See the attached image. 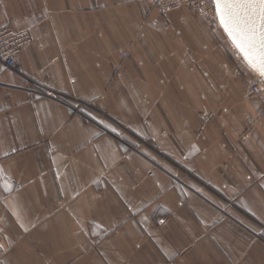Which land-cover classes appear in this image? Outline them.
I'll list each match as a JSON object with an SVG mask.
<instances>
[{
    "label": "crops",
    "instance_id": "obj_1",
    "mask_svg": "<svg viewBox=\"0 0 264 264\" xmlns=\"http://www.w3.org/2000/svg\"><path fill=\"white\" fill-rule=\"evenodd\" d=\"M6 26L34 41L0 63V264H264V97L222 29L150 0H0Z\"/></svg>",
    "mask_w": 264,
    "mask_h": 264
},
{
    "label": "snow or ice",
    "instance_id": "obj_2",
    "mask_svg": "<svg viewBox=\"0 0 264 264\" xmlns=\"http://www.w3.org/2000/svg\"><path fill=\"white\" fill-rule=\"evenodd\" d=\"M212 3L216 18L233 46L245 63L264 78V0H212Z\"/></svg>",
    "mask_w": 264,
    "mask_h": 264
},
{
    "label": "built area",
    "instance_id": "obj_3",
    "mask_svg": "<svg viewBox=\"0 0 264 264\" xmlns=\"http://www.w3.org/2000/svg\"><path fill=\"white\" fill-rule=\"evenodd\" d=\"M153 6L162 14L187 8L198 15L205 25L212 31L222 29L215 15L212 0H150ZM34 39L29 28L16 31L10 26L0 29V63L4 68L22 73L21 56L25 48L32 45ZM260 93V88H255ZM51 93L50 91H46ZM262 93V92H261ZM90 103H77L72 106L75 113L87 115ZM91 117V116H90ZM6 230L0 224V261L7 254L8 247L5 244Z\"/></svg>",
    "mask_w": 264,
    "mask_h": 264
},
{
    "label": "rangeland",
    "instance_id": "obj_4",
    "mask_svg": "<svg viewBox=\"0 0 264 264\" xmlns=\"http://www.w3.org/2000/svg\"><path fill=\"white\" fill-rule=\"evenodd\" d=\"M222 30L224 31V29L222 28ZM225 32V31H224ZM226 33V32H225ZM227 35V33H226ZM230 39V38H229ZM234 49V54L237 53V56L241 54L238 52V50L233 46ZM236 52V53H235ZM242 57V56H241ZM243 59V58H242ZM238 62L240 63V65L242 64L239 60ZM239 67V65H238ZM252 84H251V96L252 97H256V98H261L264 97V78H262L256 71L253 70L252 73ZM260 88V93L257 92V90L255 88ZM262 92V93H261Z\"/></svg>",
    "mask_w": 264,
    "mask_h": 264
}]
</instances>
